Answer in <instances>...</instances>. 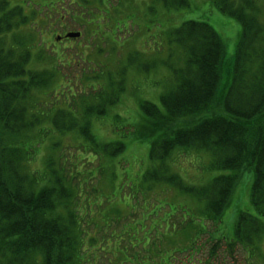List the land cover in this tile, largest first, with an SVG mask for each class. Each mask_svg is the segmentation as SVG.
<instances>
[{
    "label": "rangeland",
    "instance_id": "rangeland-1",
    "mask_svg": "<svg viewBox=\"0 0 264 264\" xmlns=\"http://www.w3.org/2000/svg\"><path fill=\"white\" fill-rule=\"evenodd\" d=\"M176 1L30 2L31 12H24V19H14L10 32L14 28L18 31L2 38L1 52L9 65L27 59L22 64L24 68L40 74L31 77L36 87L15 88L19 92L17 100L4 112L7 117L11 111L7 122H16V126L12 132H0V158L10 159L4 164L9 172L2 178L14 184L9 174L18 170L24 178L18 192L22 198L31 192L42 196L43 191L51 189L52 201L59 203L51 218L59 220L60 228H64L56 240L63 239L65 247L61 249L66 254L72 250L92 253L87 260L97 262L89 264H151L132 261L148 259L149 253L164 257L162 263L158 257L154 264H264V210L257 214L258 208L252 206V174L236 173L239 169L228 167L216 170L210 164L214 156L178 147L163 158L164 149L161 154L153 149L149 156L148 150L153 146L142 137L151 134L140 131L145 125L142 119L148 121L146 113L141 115L140 103H152L161 112L159 95L166 94L171 86L169 73L186 68V39L172 37L185 22L208 19L226 46L227 60L244 58L237 67L239 82L249 86L255 80L256 85H263L260 78L264 70L260 69L264 62V0H252L257 12L259 9L262 13L255 20L258 38L246 50V57H239V45L236 52L240 38V26L234 21L237 17L216 10V6L225 5L230 15H236L243 0H230L233 6H228L227 0H182L180 6H176ZM7 2L11 6L18 3ZM67 33L72 36L63 41L58 38ZM55 55L66 61L60 65ZM117 87L122 91L114 94L111 100L117 101L108 106L103 93ZM36 93L41 95V103L47 101L45 106H39ZM262 99L264 102V96ZM35 110L42 115L35 114ZM56 115H61L60 126L54 125ZM60 127L66 130L61 132ZM233 152L243 153L244 149L234 148ZM235 174H240L237 180ZM222 176L236 183L233 191L226 193V199L232 201L224 206L226 201L220 200L223 212L215 218L202 214L204 209L197 214L200 203L215 205L214 197L209 196L212 189H228L227 182L212 186ZM200 189L209 197L197 196ZM4 200L0 196V202ZM171 201L173 206L169 208ZM168 213V221H161ZM239 213L243 214L242 219L234 225ZM190 219L194 225L185 226ZM255 219L259 223L254 226ZM143 226L145 229L139 230ZM233 226L239 232L231 237ZM146 236L154 244L142 249V237L145 240ZM126 238L127 253H123L119 249H124L121 240ZM230 238L235 242H230ZM105 243L108 251H114L106 257L113 263H102L99 258V254L104 256ZM131 243L136 244L132 249L128 245ZM5 248L18 255L15 245ZM191 249L196 252L192 257ZM168 253L171 257L166 258ZM29 254L25 264H42L40 250L32 249ZM128 255L131 261L124 260ZM12 257L13 261H20Z\"/></svg>",
    "mask_w": 264,
    "mask_h": 264
},
{
    "label": "trees",
    "instance_id": "trees-1",
    "mask_svg": "<svg viewBox=\"0 0 264 264\" xmlns=\"http://www.w3.org/2000/svg\"><path fill=\"white\" fill-rule=\"evenodd\" d=\"M7 1L8 0H0V58L2 63V66L0 63V74L2 75L0 79V132L9 130L12 132L14 126H16V122H7V120H11V111L9 110L10 112L7 113V117L4 114V112L8 111L7 108L10 107L11 103L17 100L16 94L19 92L16 91L15 88L19 86H24L29 89L36 87L31 77L40 75L37 71H27L24 68L22 64L27 59H25L24 62L18 61L9 65L6 61V56L1 52L3 35L18 31L17 28H14L13 31L10 32L14 19L17 20L20 17L24 19L23 13L28 12V10L31 12V3H38V0H17L18 3L14 6L9 5ZM181 2L182 0H177L176 3L178 4H176V6H180ZM226 2L228 6H233L230 0ZM241 4L242 7L237 9L236 15H230L226 11L225 5L218 7L223 14H227L231 18L237 17L234 18V21L240 24L241 39L239 38L236 52L238 53L239 45L241 49L239 57H246V50L249 49L251 44L258 38L259 27L255 20L262 11L259 12L258 9L257 12L255 3H253L252 0H243ZM170 6L175 8L173 5ZM207 21L208 19L185 22L174 31L175 33H173L172 37H183L186 39L188 46L184 48V54L188 59L187 64L185 62L187 69L184 68L180 72L172 70V74L169 73L170 77H172L170 78L171 86L167 87L169 90L166 94L162 93L159 95L161 112L158 111L157 106L154 104L147 102L140 103L141 115H145L146 113L148 117L147 122L144 118L142 119V122L145 121V125L142 123L144 128L141 127L140 131L141 134H151L142 137L148 144H151L153 147L159 144L157 148H152V150L156 149L159 151V154H161L164 149L162 158L169 152H172L174 147H178L180 149L183 148L184 150L208 153L212 155V157L214 156L212 158V166L216 170H226L225 167H228L234 170L239 169L235 171L236 173L239 172L241 174L242 172H249L252 174V206L258 208L256 211L258 214L260 211L264 210V114H262V111H264V109H262L264 108L262 99L264 96V83L262 86L256 85L257 83H255L254 80V84L250 83L249 86H246V84L239 82L240 73L237 67L238 64H242L240 62L241 60L244 62V58H240V61L239 58L236 57H234L233 60H227L226 46L220 39L219 34L209 26ZM48 46L53 47L52 45ZM77 52L80 53L83 51L78 50ZM99 52L100 50L98 53ZM237 53L235 56H237ZM56 58L59 60L58 63L60 65L66 61V59L62 61L55 55V59ZM262 65L260 70L263 71L264 62ZM244 72L247 71L244 70ZM44 73L48 74V72ZM260 79L264 80V73H262ZM88 86L91 87L92 85L90 84ZM96 87L99 88L97 85ZM96 87L95 89H97ZM9 91L11 92L9 93ZM120 91H122V89H118L117 87L113 88L112 91L104 92L103 94L106 99H103V101L105 103L107 102L108 106H110L113 102L111 99H113L114 94L117 92V94H119ZM36 99L38 103L42 102L39 101L41 99L39 93H36ZM116 101L117 100L114 99L113 103ZM45 102L47 101H44L39 106H45ZM61 108H63V106ZM17 110L22 113L21 110ZM51 110L52 108L49 113ZM256 110L257 112H255ZM36 111L37 110H35V114H37ZM96 111L101 114L100 109ZM18 112L16 113L21 116ZM170 113H173V116H169L168 114ZM60 116L61 115H56L54 125L60 126ZM158 117L160 119H158ZM58 130L63 132L66 129L60 127ZM245 132H248V134H245ZM234 148L244 149V152H233ZM152 156L154 159V153H152ZM9 160L10 159L3 161L2 157L0 158V196L5 199L0 202L1 263L17 262L18 264H25L28 261L27 259H30L32 253H29L32 249L42 252L40 255L42 264L96 263L97 261L95 259L91 262L87 260V257L92 253L86 252V254H84L83 251L72 250L69 254H66V251L61 249L65 247L62 246L64 241L62 238L60 240H56V238L59 237V234L63 233L64 228H60L59 220L56 221L54 218H51L53 217L55 205L59 204H55L52 201L54 198L49 194L51 189L43 191L42 196L38 192H31L26 198L19 197L18 195L20 193L18 192L22 190L24 178L18 173V170L14 172V174H9V176L12 177L9 178L13 179L14 184L2 178L9 172V168L4 166ZM6 169H8V171ZM240 174H235L233 177L237 180ZM148 178H152L151 180H153V176ZM230 180L229 177H223L222 180H216L212 184L213 187H216L222 186L224 182H227V190L221 188L218 191H214V189H212L211 195L205 194L202 189L197 191L201 193L197 195L200 198H204L205 196H207V198L209 196L214 197V206H211L209 202L202 203L203 207L201 210L204 209L202 214L215 218L219 216L218 213L223 212L221 207L223 204H220V200L226 201L224 205L226 206L228 203L227 201L230 200V198L226 199V193L228 191L232 192L236 185V183L232 182L233 180ZM58 192H60V190H58L57 193ZM172 203V201L169 202V208L173 206L171 205ZM243 213L245 214L247 211ZM170 216L171 215L168 213L166 218L161 221L166 223ZM242 216L243 214L239 215V218L242 219ZM252 218L254 217H250L251 224ZM40 219L42 221H40ZM237 223L239 224L238 221ZM258 223V220L255 219L254 226ZM189 225L190 227L194 225L193 219L185 223V226ZM144 229L145 227L143 226L139 230ZM254 231L256 233V230ZM123 232L125 231L123 230ZM238 232L239 230L236 227L234 236H236ZM162 237L163 236H161V240L163 239ZM214 238L216 237H213V239ZM132 239L134 242V237ZM121 241L124 245V249L119 250L123 253H127L125 243H128V240L126 238ZM142 241H144L142 249H145V247L151 248L154 244L148 236H146L145 240L142 237ZM216 241L218 242V240ZM231 241L235 242L234 239H231ZM136 242L139 243L141 240H136ZM14 245L15 250L18 251V255L11 254L7 248H5L7 246L13 247ZM128 245L130 249H132L136 244L131 243ZM71 246L72 245H68V248ZM102 249L105 251L104 256L103 254H99V258L103 260L102 263H113V261L108 260L106 257L110 252L114 251H108L107 243H105ZM171 253L166 254L165 257H171V255H169ZM194 253L196 252L191 249L190 256L192 257ZM12 256L17 257L20 261H13ZM158 257L159 262L161 261L162 263L164 257L155 253H149L148 259H146V257H140L138 259L132 258V261L133 263L149 262L154 264V261L156 262ZM210 259L209 257V260ZM124 260L131 261L130 255H128V257L126 256ZM120 263L122 262H117V264Z\"/></svg>",
    "mask_w": 264,
    "mask_h": 264
},
{
    "label": "water",
    "instance_id": "water-1",
    "mask_svg": "<svg viewBox=\"0 0 264 264\" xmlns=\"http://www.w3.org/2000/svg\"><path fill=\"white\" fill-rule=\"evenodd\" d=\"M72 35L70 34V35H68V37H71ZM76 37H78V35H76Z\"/></svg>",
    "mask_w": 264,
    "mask_h": 264
}]
</instances>
